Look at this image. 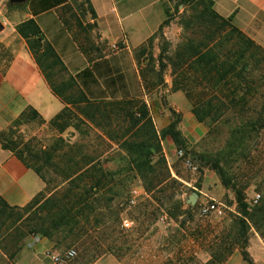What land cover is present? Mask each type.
Segmentation results:
<instances>
[{
  "label": "rangeland",
  "instance_id": "1",
  "mask_svg": "<svg viewBox=\"0 0 264 264\" xmlns=\"http://www.w3.org/2000/svg\"><path fill=\"white\" fill-rule=\"evenodd\" d=\"M67 7L88 6L86 0H72ZM163 8L167 24L146 49L150 55L148 69L153 73L148 90L158 92V101L166 107V111L157 109L154 114L150 110L159 139L155 145L159 143L162 149L153 164L162 162L163 173L171 176L173 183L160 191H150L134 173L128 172L126 147L100 140L101 131L95 127L79 128L78 122L66 118L46 123L28 111L3 133V144L17 147L31 142L52 149L60 140L70 145L91 142L92 154L106 152L105 167L112 177L106 189L114 191L103 197L102 205L96 201L101 194L93 197L96 209L84 230L88 244L74 242L81 230L72 225L53 230L56 216L52 203L47 201L52 196L48 189L26 208L0 213L1 245L15 249L28 236L45 238L50 232L54 245L60 242L58 252H76L64 264H89V260L90 264H247L236 239L235 221L241 210L231 188L235 184L245 190L249 204V247L264 250V61L253 49L248 51L245 44H240L239 50L237 35L228 23L212 18L208 0H166ZM193 46L200 48L204 56L220 54L224 68L211 73L203 64V71L198 73L182 65L183 50ZM229 70L232 72L226 76ZM167 80L172 83L171 93H185L191 111H176L169 106L168 93L164 91L169 85ZM195 108L204 121H199ZM174 122L187 140V156L198 166L195 172L186 166L178 154L179 146L167 134ZM122 126L128 128L129 123ZM138 135V143L148 140L144 131ZM152 144L153 141L148 146ZM152 151L156 153L157 148ZM221 176L231 187L223 185ZM64 188L59 192L63 193ZM116 191L119 196L114 195ZM195 194L197 202L191 204ZM256 194L261 195V200L251 205ZM210 200L226 205L223 216L200 214V205Z\"/></svg>",
  "mask_w": 264,
  "mask_h": 264
},
{
  "label": "crops",
  "instance_id": "2",
  "mask_svg": "<svg viewBox=\"0 0 264 264\" xmlns=\"http://www.w3.org/2000/svg\"><path fill=\"white\" fill-rule=\"evenodd\" d=\"M56 1L0 0V137L30 110L46 123L54 121L66 104L53 85L63 88L70 82L75 83L72 94L91 101H144L152 114L166 111L158 92L148 90L153 73L146 50L166 20V0H86V9L67 7L72 0L54 5ZM210 1L221 18H232L234 27L264 48V0ZM30 20L41 35L37 51L30 45L36 38L29 42L18 31ZM166 82L169 106L191 111L185 93H171L172 83ZM47 190L46 182L0 143L1 198L10 207L24 209ZM55 252L49 239L28 236L15 249L0 244V264H53L50 254ZM249 253L256 264H264V250L251 246Z\"/></svg>",
  "mask_w": 264,
  "mask_h": 264
},
{
  "label": "trees",
  "instance_id": "3",
  "mask_svg": "<svg viewBox=\"0 0 264 264\" xmlns=\"http://www.w3.org/2000/svg\"><path fill=\"white\" fill-rule=\"evenodd\" d=\"M67 1L68 0H58L54 5H62L67 3ZM185 1L193 2L195 0ZM208 9L212 18L230 25L231 30L238 37L239 50L242 48L241 46L245 44L244 46L248 51L253 49L257 57L261 56V59L264 61V49L234 27L232 25V18H221L214 11L213 3L210 0H208ZM166 24L167 22L165 21L158 33L162 32ZM18 31L27 40L32 37L36 38V42L32 43L30 40L29 42L31 49L34 51L39 49L41 35L39 27L34 20L27 21L21 25ZM187 50L188 51H185L184 49L183 57L180 56L181 63L186 67H193L198 73L203 71L201 70L203 64L211 73L218 72L220 68L223 67L219 61L220 54L214 53L204 56L200 48L195 49L194 46L191 49L187 48ZM244 53L245 52H242L241 57H244ZM160 58H163V54ZM230 71L232 72V70H229L227 72L225 71L224 74L227 76L231 73ZM74 86L75 83L71 82L64 84L63 88L53 85L55 94L63 100L66 104V108L54 121H52V123L59 122L66 118L71 122H78L79 124L76 127L79 128L80 126H84L87 130H90L92 127H95L101 131V135L98 136L100 140L107 141L106 143H116L127 148L128 172L134 173L136 178L138 177L150 191H160L170 186L173 180L171 176H167L163 173L162 162L158 163V165L153 164L156 155L162 153V149L159 143L155 145L159 139L155 132L154 123L147 103L144 101L97 102L89 100L81 93L67 95L65 92L73 90ZM136 103L141 104L137 106ZM30 112L37 114L34 110H30ZM199 112L198 109H194L195 115L199 121L202 122L204 118L200 116ZM25 114L23 116H25ZM125 122L129 123L128 128L122 126ZM143 131L147 134L148 140L138 143L136 141L139 136L138 134ZM121 133L122 135H120V137L119 134ZM167 134L172 137L180 150H186L187 140L183 137L181 131L177 129V122L171 124ZM123 137H127L128 139L125 141L120 140V138ZM129 139L135 140L129 141ZM60 141L56 143L55 147L48 149L34 146L31 142L12 147L11 145L3 144L0 139V143L4 149L12 151L28 168L34 170L46 182L49 190H52V196L48 198L47 201L52 203L53 213L54 216H56V219L52 222L53 230H58L63 225H72L74 229L78 228L81 230V233L76 234L77 239H75L74 242H84L88 244V233L84 230L96 209L93 197L101 194L96 200L101 204V202L105 200H103V197H105L107 193L114 191V188H109V190L106 189L112 181L111 174L105 167L107 160L105 157L106 152L102 151L98 154L94 152L92 154L90 152L91 142L86 145H70L64 144V140ZM152 141L154 144L148 146V143ZM104 143L105 142H103V144ZM155 147L157 148L156 153L152 151ZM61 150L63 153L60 152ZM138 150H140V152H138ZM186 153L189 154L187 151ZM222 180L226 188L231 187V184L227 183L224 178H222ZM113 186L116 185L113 184ZM62 187H65L63 193L59 192ZM231 188L235 192L236 201L241 210V216L235 221L237 228L236 239L240 242L239 244L242 245L243 260L247 264H256L248 251L249 204L247 203L245 190L235 184ZM114 195L119 196L120 194L116 191ZM42 196L43 195H40L37 198ZM112 199L113 198H109L107 200L112 201ZM18 209L20 208L10 207L0 196V213L7 210ZM44 236L50 241H54V235L52 233L47 232ZM59 244V241L55 242V248ZM91 262L92 260L88 261L89 264Z\"/></svg>",
  "mask_w": 264,
  "mask_h": 264
},
{
  "label": "built area",
  "instance_id": "4",
  "mask_svg": "<svg viewBox=\"0 0 264 264\" xmlns=\"http://www.w3.org/2000/svg\"><path fill=\"white\" fill-rule=\"evenodd\" d=\"M179 156L185 160L186 166L193 170L194 172L198 170V166L195 164L194 160L191 157H188L184 150H179ZM137 192H135L136 194ZM261 200V195L256 194L253 197L251 205H257ZM226 205L222 202L216 200H210L200 205V214L203 216L216 215L223 216L226 212ZM76 256L74 250L68 251L66 253L55 252L50 254V257L53 261V264H64L68 260L73 259Z\"/></svg>",
  "mask_w": 264,
  "mask_h": 264
},
{
  "label": "water",
  "instance_id": "5",
  "mask_svg": "<svg viewBox=\"0 0 264 264\" xmlns=\"http://www.w3.org/2000/svg\"><path fill=\"white\" fill-rule=\"evenodd\" d=\"M27 0H10V2L12 4H20V3H24L26 2ZM197 198H198V195L195 194V196L191 197V204H195L197 202Z\"/></svg>",
  "mask_w": 264,
  "mask_h": 264
}]
</instances>
